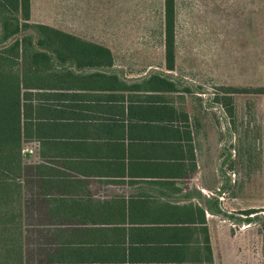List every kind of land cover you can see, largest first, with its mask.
Listing matches in <instances>:
<instances>
[{"label": "crops", "instance_id": "1", "mask_svg": "<svg viewBox=\"0 0 264 264\" xmlns=\"http://www.w3.org/2000/svg\"><path fill=\"white\" fill-rule=\"evenodd\" d=\"M256 1L224 0L234 11L249 4L254 16ZM33 24L76 39L50 52L48 82L28 100L42 129L27 143L29 164L48 167L41 245L26 248L28 263L241 264L240 250L225 246L235 238L225 224L238 219L200 134L208 115L175 64L130 73L113 43Z\"/></svg>", "mask_w": 264, "mask_h": 264}, {"label": "rangeland", "instance_id": "2", "mask_svg": "<svg viewBox=\"0 0 264 264\" xmlns=\"http://www.w3.org/2000/svg\"><path fill=\"white\" fill-rule=\"evenodd\" d=\"M256 2L255 16L249 4L234 11L224 0H176L175 9V72L208 115L200 134L218 158L212 168H218L226 212L238 219L225 224L226 234H235L225 246L240 250L241 264H264V0ZM29 23L113 43L130 73L160 67L164 59L163 0H33ZM250 209L256 213L248 223L243 211ZM33 221L26 218L30 230ZM26 245L32 247L29 236Z\"/></svg>", "mask_w": 264, "mask_h": 264}, {"label": "trees", "instance_id": "3", "mask_svg": "<svg viewBox=\"0 0 264 264\" xmlns=\"http://www.w3.org/2000/svg\"><path fill=\"white\" fill-rule=\"evenodd\" d=\"M175 0H163L164 66L174 69L175 60ZM30 0H0V44L13 39L0 50V264L28 263L26 237L31 245H41V224L36 214L41 211V171L48 168L39 163H26L24 146L42 131L32 112L33 94L48 76L50 52L56 51L60 41L76 38L44 25L29 23ZM22 21L23 23H20ZM34 35L21 38L22 31ZM30 90V91H29ZM231 114L232 110L228 109ZM46 196V195H45ZM246 222H252L254 210L243 211ZM34 220L36 229L30 230L26 218ZM38 220V221H36ZM33 226V225H32ZM30 232V234H28Z\"/></svg>", "mask_w": 264, "mask_h": 264}]
</instances>
